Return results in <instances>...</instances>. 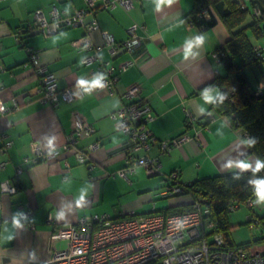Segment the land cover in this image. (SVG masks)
Masks as SVG:
<instances>
[{
    "label": "crops",
    "instance_id": "crops-1",
    "mask_svg": "<svg viewBox=\"0 0 264 264\" xmlns=\"http://www.w3.org/2000/svg\"><path fill=\"white\" fill-rule=\"evenodd\" d=\"M193 6V0H174L171 5L141 0L133 1L127 10L121 6L104 9L97 2L85 15L83 26L47 37L30 30L17 43L14 34L32 23L36 10L41 9L48 19L52 7L71 15L85 8L84 0H0V101L11 105L16 98L20 102L17 109L0 117V163L6 162L0 169V184L11 180L16 185L12 195L0 192V264H45L53 250L67 246L66 240L54 239L57 231L73 226L81 217L106 214L117 219L173 208L181 200L160 193L171 183L168 178L174 172L178 182L189 184L256 169L257 160L248 152L245 135L213 111L220 90L208 88L216 75H224L214 53L226 43L229 33L222 23L206 30L190 25L187 15ZM92 20L98 31L88 30ZM133 25L139 45L131 52L111 56L100 32L123 42ZM84 36L101 46L98 59L89 66L81 63L88 53L75 45ZM27 48L37 51L40 65L56 76L58 91H70L69 101L60 98L51 106L40 100V78L26 66ZM107 63L112 68L110 79H116L112 94L94 88L82 95L79 81L92 85L104 74ZM131 87L138 88L135 99L144 102L153 116L147 129L158 142L183 134L188 139L168 152L158 146L149 151L160 160V174L148 175L143 166H135L124 179L117 172L126 167L127 137L116 128L111 115L126 103L124 94ZM186 113L196 118L193 127L186 126ZM73 114L81 116L93 132L78 138L68 150H60L56 157L35 161L32 144L44 147L51 142L58 148L67 144ZM6 141L11 146L2 151ZM77 152L85 163L77 160ZM143 154L137 151L133 156ZM241 162L249 167L241 168ZM17 168L20 172L16 174ZM164 199L167 202L160 205L158 201ZM20 207L30 212L27 220L19 218ZM14 216L20 226L14 224Z\"/></svg>",
    "mask_w": 264,
    "mask_h": 264
},
{
    "label": "built area",
    "instance_id": "built-area-1",
    "mask_svg": "<svg viewBox=\"0 0 264 264\" xmlns=\"http://www.w3.org/2000/svg\"><path fill=\"white\" fill-rule=\"evenodd\" d=\"M133 1L141 0H84L85 8L76 10L71 15L61 14L52 7L49 11V19L41 9H38L33 13L32 23L14 34V39L20 43L21 34H26L30 30H35L47 37L62 29L83 26L85 15L95 8L97 2H100L104 9L121 6L128 10L133 6ZM202 15L208 18L206 12ZM189 23L192 25L191 22ZM88 30H99L96 20L91 21ZM100 33L103 44L108 48L111 56H117L120 52H131L140 43L136 35V25L128 29L129 38L123 42H116L106 32ZM75 45L80 52L88 53L81 60L83 65L89 66L98 59L101 46H95L87 36L79 38ZM27 53L26 66L30 65L40 78V100L51 106L57 105L60 98L69 101L72 98L70 91L61 93L58 91L56 76L40 65L37 51L27 48ZM214 57L220 61V51L215 52ZM126 66L127 63L122 66V69L124 70ZM104 67V74L98 75L95 79V81L99 80L102 87L93 86L86 81L83 85L79 84L82 95L90 93L94 88L103 89L112 94L116 79H110L112 68L109 67V63ZM137 92V87L129 88L124 94L126 103L111 115L116 128L127 137L126 167L117 172V175L124 179H127L128 173L134 171L135 166H143L148 175L160 174V160L158 157L150 156L149 151L158 146L162 152H168L171 147L181 146L188 139L187 134H183L168 142H158L147 129V124L153 120V116L144 102L135 99ZM263 93L264 81L256 87V94ZM19 106L20 102L16 98H12L11 105L0 101V117ZM72 120V132L67 144L60 148L50 142L44 147L32 144L35 161L50 160L56 157L60 150H68L70 144L78 138L93 132L92 127L81 116L73 114ZM196 121L194 116L186 113V126L193 127ZM10 146L11 142L6 141L2 151ZM137 151H142L144 154L140 157L133 156V153ZM75 155L80 163H85V157L82 154L77 152ZM5 165L6 162H1L0 169H3ZM88 168L91 169L92 166L89 165ZM19 172L20 168H17L16 174ZM177 175V172L169 175L168 179L171 183L163 189L160 196L169 197L183 193L184 189L178 184ZM15 186L11 180L3 181L0 184L1 195L14 194ZM202 199L200 197L195 199L190 210L169 215L154 213L137 216L131 213L127 217L117 219L106 214L81 217L73 226L57 231L54 239L66 240L67 246L53 250L45 264H264V252L252 253L249 249L241 247H226L224 236L214 231L215 224L209 219L210 210ZM255 201L247 200L243 205L253 208L256 206ZM239 208V204H235L230 210L235 211ZM20 210L19 218L23 221L27 220L30 212L23 210L22 207ZM251 221L249 216L247 222Z\"/></svg>",
    "mask_w": 264,
    "mask_h": 264
},
{
    "label": "trees",
    "instance_id": "trees-1",
    "mask_svg": "<svg viewBox=\"0 0 264 264\" xmlns=\"http://www.w3.org/2000/svg\"><path fill=\"white\" fill-rule=\"evenodd\" d=\"M193 1L187 20L194 27L206 30L222 23L229 33V39L218 49L224 75H216L208 86L220 90L213 111L226 118L232 129L242 132L247 138L249 154L264 162V93L256 94L257 85L264 81V0ZM247 33H251L254 43ZM259 181H264V168L216 175L190 184L178 182L183 193L167 199H180L184 205L179 203L159 213L169 215L190 210L195 199L203 198L210 210L209 219L215 224L214 231L224 236L226 247L249 249L250 244L236 246L230 241L229 218L233 212L230 208L257 200ZM259 223L263 224L260 217Z\"/></svg>",
    "mask_w": 264,
    "mask_h": 264
},
{
    "label": "rangeland",
    "instance_id": "rangeland-1",
    "mask_svg": "<svg viewBox=\"0 0 264 264\" xmlns=\"http://www.w3.org/2000/svg\"><path fill=\"white\" fill-rule=\"evenodd\" d=\"M248 38L254 43L251 33H247ZM160 205L167 202L166 199L158 201ZM256 206L252 210L245 205H241L239 209L230 214V241L234 245H248L252 253L264 252V200L257 199ZM254 213H251V212ZM251 216L252 221L246 223L248 217ZM259 217L262 218L263 224L259 223ZM257 222V224H256Z\"/></svg>",
    "mask_w": 264,
    "mask_h": 264
},
{
    "label": "clouds",
    "instance_id": "clouds-1",
    "mask_svg": "<svg viewBox=\"0 0 264 264\" xmlns=\"http://www.w3.org/2000/svg\"><path fill=\"white\" fill-rule=\"evenodd\" d=\"M173 2H174V0H160V3H167L169 5H171ZM79 83L81 85H83L84 83H86V81L81 80V81H79ZM92 85L96 86V87H102L99 80L93 81ZM207 99L211 100V97H208ZM222 100H223V97H221V101ZM240 167L243 169H247L249 167V165L246 162H241ZM260 168H264V162L257 160L256 170L258 171ZM255 194L257 195L258 199L264 200V181L257 182ZM13 222H14V224H16V226H20L19 222L15 216L13 217Z\"/></svg>",
    "mask_w": 264,
    "mask_h": 264
}]
</instances>
